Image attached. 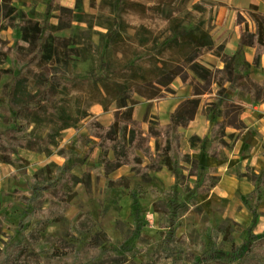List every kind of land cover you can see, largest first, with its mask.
<instances>
[{
    "label": "rangeland",
    "instance_id": "1",
    "mask_svg": "<svg viewBox=\"0 0 264 264\" xmlns=\"http://www.w3.org/2000/svg\"><path fill=\"white\" fill-rule=\"evenodd\" d=\"M50 1L33 0L34 6L38 5L39 9L18 8L30 16L33 15L31 11L39 12L42 14L40 19L55 22L54 15L60 12H48ZM76 1L56 0V4L82 14L83 19H74L71 26L78 25L87 29L90 23L92 33L89 40L78 36L80 32L71 27L60 29L55 35L67 36L72 41H84V55L75 53L69 58L68 65H47L43 68V75L58 83L60 92L66 91L67 86L68 91L77 93L80 97L77 105L82 109L89 99L80 90L92 84L93 69L96 74L101 72L95 67L99 64V56L104 55L106 50L96 31H106L105 23L112 17L111 8L116 0H104L102 4L101 0H96L98 8L95 10L89 6L90 0H81L75 8ZM121 1L138 2L145 5L146 9L140 10L128 5L121 9L120 15L127 26L122 30L124 46L115 49L116 57L125 58L134 46H138L133 41L136 31L140 40L151 38L147 46L138 47V57L153 47L155 49L152 51L158 56L157 61L148 65V79L153 80V83L139 80L136 85L151 99H155L166 90L161 83L169 81L172 70H178V76L186 77L191 82L194 73L185 61L189 48L183 42V36L180 33L172 34V31L177 28L178 32H188L200 26L209 32L216 22L221 2ZM151 6H158L159 9ZM231 8H234L235 29H240L243 26L242 19L247 18V9L237 6ZM68 17L64 16L65 22ZM3 18L2 5L0 24ZM11 29L7 33L3 31L0 36L14 45L20 40L21 31L18 28ZM205 60L202 56L199 58L202 64ZM0 67L11 68L10 59L0 64ZM17 72L15 69L0 74V132L18 136L16 126L21 121L25 123L28 132L35 128L39 137L44 136L53 131L54 124L42 115L31 113L28 108L20 105H11L9 99H4V84L11 81ZM63 72L67 80H74V86L59 82L58 74ZM99 84L102 88L104 84L107 85L106 82ZM200 88L204 94L213 93L215 85L205 84ZM135 96L142 103L147 101L139 93H135ZM240 97H243V93H240ZM109 106L116 109V102ZM151 117L155 118V114L151 113ZM70 122L73 125L60 131V145L49 156L22 147L17 148L13 154V172L0 187V264H264V232L254 233L253 224L244 225L228 217L223 219L219 211L211 214L200 206L196 199V186L199 182L195 184L187 177L196 169L195 165L187 162L189 165L184 168L186 170L183 169L185 176L180 184L168 188L163 187L153 172L146 179L140 174L134 175V172L125 176L130 182L129 187L119 186V182L107 186L103 166L97 164V140L78 139V135H83L84 131L82 120H76L74 116ZM78 143H83V146ZM151 144H154L153 138ZM91 146L93 149L86 154V149ZM95 149L96 159L93 157ZM19 154L27 156L28 162L20 161ZM50 161L72 166L71 172L76 179L69 185L76 190V195L70 202L62 201L58 192L60 183L69 182V175L64 173L61 182L63 172L54 170L52 176L55 178L46 180L40 170ZM205 170L201 166L197 167L199 178ZM36 173L37 176L33 177ZM154 202L162 212L154 210ZM55 246L66 249L65 253L52 255ZM24 247L31 259L27 262L24 255L13 262V252L15 254L17 248Z\"/></svg>",
    "mask_w": 264,
    "mask_h": 264
},
{
    "label": "trees",
    "instance_id": "2",
    "mask_svg": "<svg viewBox=\"0 0 264 264\" xmlns=\"http://www.w3.org/2000/svg\"><path fill=\"white\" fill-rule=\"evenodd\" d=\"M80 1H76L75 8L78 7ZM103 1L101 0V4ZM12 2L13 0H2L4 20L0 24V28H18L21 31V36L14 45H10L7 39L0 36V64H4L9 58L11 67H0V74L18 70L13 75L12 80L4 84V99H9L11 105H20L28 108L31 113L42 115L48 119V122L54 124L55 128L48 134L39 137L35 133V128L28 132L25 123L20 121L16 126L18 136L4 135L0 132V162H15L13 154L17 148L21 147L49 156L53 149L60 145V131L65 127L72 126L70 120L76 116V120H82L81 126H86L88 129V134H79L78 139L89 141L93 138L97 140L99 144L97 162L103 166L106 177L108 172L122 166V164L129 165L134 175L140 174L145 179L149 178L151 172L167 166L174 175L176 184H180L185 176L183 172L185 167L181 161L190 162L196 166V169L199 166L205 168L201 162L191 159L189 154L182 150L181 140L183 137L179 130L180 126L189 125L197 114L201 94H204L201 86L205 84L215 85L213 100H205L201 107L202 114L211 116L214 123L208 136L200 137L193 133L189 143L192 149L196 148L203 151L204 154H210L217 158L222 157L223 147H231L240 136L239 134L247 128L245 122L240 118L245 109L241 99L248 96L250 105L264 101V78L259 81L250 73L251 68L262 67L264 57V13L259 11L256 0H251L248 4L247 16L251 23L249 20L242 19L245 28L239 33L236 48L232 52H227L223 44L215 46L212 36L205 27L196 26L188 32H178L177 28L172 31V34L180 33L183 36V42L189 48V52L185 54V61L187 65H190V70L194 75L191 82L186 77H183L182 80L184 83L192 85V94L194 95L177 104L166 124L159 123L156 116L155 118L151 117L149 104L144 116V121L149 124L147 131H144L140 121L134 118L135 106L141 102L135 93L143 95L147 100L150 98L136 83L139 80L153 83V80L148 79L147 72L149 70L148 65L150 66L151 62L158 60L157 54L152 51L155 47L149 48L147 53L138 57L140 55V52L137 51L138 47L147 46L151 38L147 37L140 40L137 38L136 31L133 41H136L138 46H134L125 58H117L115 53V49L124 46L125 42L122 30L126 28L127 24L120 15L121 9L128 5L145 10V5L138 2L128 3L116 0L111 8L112 17L105 23L106 31H96L106 50L104 55L99 56V64L95 67L101 72L96 74L95 69H93L92 84L90 83L80 90L89 99L88 104L81 109L77 105V102L80 101L79 95L68 91L67 86H65L66 91L60 92L58 83L44 77L43 68L47 65L58 66L61 63L68 65L69 58L75 53L84 55V41L79 39L72 41L67 36L55 35V32L71 27L80 32L78 36H83V39L89 40L92 33L89 29L90 23H88L87 29L78 25L71 26L74 19H83L82 14L78 11L74 12L68 7L57 5L56 0H51L48 7V12L53 10L60 12L59 15H54L55 22L40 19L39 16L42 14L39 12L31 11L33 15L30 16L25 11L19 10L17 6L15 7ZM89 6L92 10L98 8L96 0H90ZM151 8L159 9L158 6H151ZM66 15L69 17L65 22L64 16ZM169 42L168 44H170ZM247 45L255 49L251 62L247 61L243 49ZM159 52L161 53V51ZM205 53H212L220 58L224 66L211 68L206 64L203 65L199 58ZM178 73V70H172L169 81H162L161 84L166 90H169L168 84ZM65 75V72L58 74L59 82H64L71 87L74 86V80H67ZM133 75H136L135 78L129 80ZM99 82H106L107 85L104 84L102 88ZM227 90L233 94L227 96ZM240 93H243L242 98ZM163 95L161 94L159 98ZM104 99H106L105 102H103ZM112 102H116V109L114 119L109 124L102 125L88 111L94 103H100L106 110ZM66 106L70 108L67 109ZM227 126L234 127L235 132L226 133ZM152 138L154 139L153 145L151 144ZM78 144L83 146V143ZM92 149V146L89 147L85 153H89ZM21 160L28 162L24 157H21ZM71 168L72 166L58 165L50 161L40 169L45 174L46 180L55 178L52 176L54 170L63 172L60 181L64 173L69 175V182L60 183V187H58L59 196L64 202H70L76 195V190L69 185L76 179ZM196 169L190 174L197 173ZM239 175H245L257 183L251 195L256 196L259 193V188L264 187V169L262 171L252 170L250 173H240ZM36 176L37 173L33 175V177ZM106 182L107 186L116 182H119V186L129 187L130 185L125 176L117 179L108 177ZM218 182V177L204 172L201 182L196 186L197 192H208ZM153 205L155 211H163L158 208L155 202ZM65 251L66 249L55 246L52 248L51 254L59 256ZM24 255L28 262L31 258L28 256L26 248H17L15 254L13 252V262L18 261Z\"/></svg>",
    "mask_w": 264,
    "mask_h": 264
},
{
    "label": "crops",
    "instance_id": "3",
    "mask_svg": "<svg viewBox=\"0 0 264 264\" xmlns=\"http://www.w3.org/2000/svg\"><path fill=\"white\" fill-rule=\"evenodd\" d=\"M219 1L221 2V9L218 11L215 24L208 30V33L212 36L215 46L223 44L227 52H232L236 48L239 33L245 28L243 20L249 19L248 16L246 19H243L241 21L243 26L236 30L237 24L233 14L234 8L229 9V7L237 6L242 9H248V4L251 0ZM256 1L259 5V11L264 13V0ZM12 3L15 7L17 6L22 10L40 8L38 5L34 6L33 0H13ZM2 5V0H0V6L2 7ZM249 21L251 23V20ZM9 30H12L11 27L3 28L0 30V34L3 31L7 33ZM7 38H10L8 34ZM243 49L247 61L251 62L255 49L248 45L244 46ZM202 57L204 59L206 58V60L203 61V65L206 64L211 68H221L224 66L222 60L212 53H205ZM250 73L257 80H263L264 57L262 59V67L258 69L251 68ZM168 87V91H162V95L164 94L163 97L155 99L148 98L146 102H139L135 106L134 118L140 121L144 131L148 130V124L144 121V116L148 110L147 107L149 104L150 112L155 114L158 122L166 124L169 122L170 114L176 109L177 104L183 99L191 98V96L194 95L192 94V85L184 83V80L178 75L172 79ZM226 93L227 96L233 94L230 90H227ZM214 95V91L213 93L201 94V101L197 114L192 121H190L189 125L179 127L183 137L181 140L182 150L189 154L191 159L201 162L205 166V172L219 179V182L211 187L208 192H196V199L200 206L208 213L214 214L215 211H219L220 217L223 219L224 217H228L244 225L253 224L254 233L264 232V187L259 188V193L256 196L254 194L251 195L257 183L253 179L247 178L245 175H239L240 173L245 174L252 170L262 171L264 169V101L250 105L249 97H243L242 104L245 106V109L241 113L240 118L245 122L247 128L239 134L240 136L231 147H223L222 157L217 158L210 154H204L203 151L197 150L196 148L192 149L189 143L190 136L193 135V133L200 137L209 135L214 119L211 116L202 114L201 107L205 100H213ZM88 111L102 125L109 124L114 119L115 109L113 110L111 106H108V108L104 110L100 103H94ZM83 129L84 131L82 134L87 135V127L83 126ZM225 131L226 133H232L235 132V128L227 126ZM96 153L97 149L93 151V157L95 159L97 157ZM19 155L29 160L27 156L22 154ZM13 163L0 162V187L4 181H7L13 172L11 165ZM97 164L99 165L100 163ZM181 164L185 168L189 165L185 161H181ZM132 174L131 167L127 164H122V166L108 172L106 178L110 177L112 179H117ZM153 174L164 188L176 185L175 177L167 166L154 171ZM187 177L194 183L201 182V178H199L196 173L187 174ZM250 197H252V199H250Z\"/></svg>",
    "mask_w": 264,
    "mask_h": 264
}]
</instances>
